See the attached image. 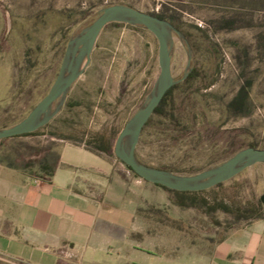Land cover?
Returning a JSON list of instances; mask_svg holds the SVG:
<instances>
[{"label":"rangeland","instance_id":"obj_1","mask_svg":"<svg viewBox=\"0 0 264 264\" xmlns=\"http://www.w3.org/2000/svg\"><path fill=\"white\" fill-rule=\"evenodd\" d=\"M113 5L170 20L176 31L169 34L172 78L196 75L168 101L177 112L178 107L185 110L182 122L155 116L142 130L135 150L140 163L192 176L240 150L264 149V0H0V129L28 115L53 84L70 39ZM158 75L154 36L138 26L110 23L98 35L90 62L59 113L31 135L2 140L0 153L39 178L40 162L45 158L51 166L63 143L104 145V154L119 164L124 180L134 176L142 182L115 158L113 148L120 131L154 92ZM246 83L251 112L230 118L225 106ZM190 85V91L200 90L192 95ZM151 187H135L138 201L167 205L161 206L162 213L178 214V222L168 225L178 230L192 225L200 240L264 219L259 201L264 163L195 194ZM147 211L159 213L154 207ZM162 264L182 263L176 254Z\"/></svg>","mask_w":264,"mask_h":264},{"label":"crops","instance_id":"obj_2","mask_svg":"<svg viewBox=\"0 0 264 264\" xmlns=\"http://www.w3.org/2000/svg\"><path fill=\"white\" fill-rule=\"evenodd\" d=\"M122 172L104 153L68 143L45 179L0 153V261L162 264L178 254L182 264H264V219L200 240L192 225H168L178 214L162 213L167 205L138 201L135 187L156 185Z\"/></svg>","mask_w":264,"mask_h":264},{"label":"water","instance_id":"obj_3","mask_svg":"<svg viewBox=\"0 0 264 264\" xmlns=\"http://www.w3.org/2000/svg\"><path fill=\"white\" fill-rule=\"evenodd\" d=\"M114 22L138 26L151 33L158 45L159 75L156 88L144 106L126 123L118 134L113 154L139 179L173 192H202L225 183L244 170L258 163H264V149L246 148L238 151L225 162L212 169L192 176H180L150 168L138 161L135 150L142 130L165 94L181 81L171 75V53L169 34L176 32L166 21L138 10L113 5L103 8L92 23L82 32L73 36L67 43L56 75L47 94L36 104L28 115L17 124L0 129V141L31 134L46 126L61 110L66 96L90 62L95 42L102 29ZM259 201L264 208V195Z\"/></svg>","mask_w":264,"mask_h":264},{"label":"trees","instance_id":"obj_4","mask_svg":"<svg viewBox=\"0 0 264 264\" xmlns=\"http://www.w3.org/2000/svg\"><path fill=\"white\" fill-rule=\"evenodd\" d=\"M158 17L159 19L162 20H166L165 16L163 15H153ZM170 20H168L169 22ZM172 25L173 23L170 22ZM177 29V28H176ZM196 77V75L194 73H190L188 74V76L179 84L173 86L163 97V99L161 100L160 104L158 105V107L155 109L152 117L149 119V121L146 123V125L144 126L147 127L151 121V119L155 116H157L160 119H164L166 121L169 122H176V123H181L183 120V113L185 112V110L180 109V107H178V112L177 109L173 106L174 104L171 103L169 104V98H171V94L173 93V91L179 87L182 86H186L187 84L191 83V81L193 82L194 78ZM209 86L205 85L204 87H202L203 89L207 88ZM248 88L249 85L246 83V85H242L237 93L235 94V96L226 104L225 106V112L227 114L228 117L230 118H237V117H245L248 116L251 112V105L249 102V95H248ZM191 90V85L189 87V91ZM200 89L196 88L194 91H190V94H195L197 93V91H199ZM171 102V101H170ZM183 117V118H182ZM143 128V129H144ZM33 134V133H31ZM31 134H27V135H23V136H28ZM22 137V136H19ZM17 138V137H14ZM90 146V145H89ZM87 146L88 150L94 151V152H99V153H105L107 152L108 148L103 146ZM58 158L57 157H53V162L52 165H48V160H46L45 158L43 159L42 162H40L39 164V172L42 174L41 179H45L49 176H51V174L54 172L55 168H56V164H57ZM130 172L131 170L129 168H127ZM159 187V186H158ZM161 188V187H160ZM172 192V191H170ZM183 193H198V192H183ZM176 205H178V207L181 208H189L190 206L187 204H178L175 203Z\"/></svg>","mask_w":264,"mask_h":264}]
</instances>
